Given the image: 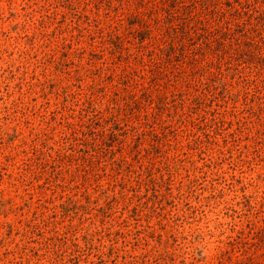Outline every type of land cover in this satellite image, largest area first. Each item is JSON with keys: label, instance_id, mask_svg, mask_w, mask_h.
Listing matches in <instances>:
<instances>
[{"label": "rangeland", "instance_id": "rangeland-1", "mask_svg": "<svg viewBox=\"0 0 264 264\" xmlns=\"http://www.w3.org/2000/svg\"><path fill=\"white\" fill-rule=\"evenodd\" d=\"M0 264H264V0H0Z\"/></svg>", "mask_w": 264, "mask_h": 264}, {"label": "trees", "instance_id": "trees-1", "mask_svg": "<svg viewBox=\"0 0 264 264\" xmlns=\"http://www.w3.org/2000/svg\"><path fill=\"white\" fill-rule=\"evenodd\" d=\"M221 11H222V13H221L222 15H221V16H224V15H225V13H224L225 11H224V10H221ZM229 30H230V28H227V29L225 30V32L220 31V33H221L222 36H224V35H226L227 32H229ZM218 31H219V30H217V32H218ZM217 40H218V42H221V40H220L219 38H217ZM221 43H222V42H221ZM238 50H240V49H238Z\"/></svg>", "mask_w": 264, "mask_h": 264}]
</instances>
